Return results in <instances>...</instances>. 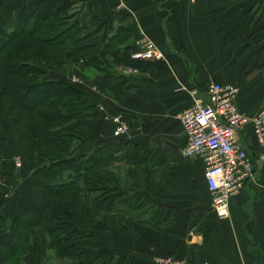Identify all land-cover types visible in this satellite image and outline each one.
Segmentation results:
<instances>
[{
    "label": "crops",
    "instance_id": "crops-1",
    "mask_svg": "<svg viewBox=\"0 0 264 264\" xmlns=\"http://www.w3.org/2000/svg\"><path fill=\"white\" fill-rule=\"evenodd\" d=\"M73 7L72 14L86 9L83 20L95 25L78 46H104L111 59L104 70L111 78L89 65L90 151L109 146L119 154L128 147L129 156H147L148 165L131 169L135 187L127 184L123 190L152 198L159 221L167 223L135 224L133 233L113 227L106 250L133 264H159L169 253L187 264H264L263 147L249 127L241 131L257 175L231 197L229 218H219L210 207L205 159L181 153L187 135L178 116L193 102L191 89L205 98L210 82L239 87L237 104L248 114L264 102V0H0V15L14 29L23 19ZM146 37L162 57L141 70L125 65L124 53L138 52ZM116 116L128 124L127 135H114ZM82 145L79 151L87 153ZM21 160L19 169L10 160L0 163V237L29 204L45 206L41 190L31 187L27 161ZM44 211V224L26 234L23 257L15 254L3 264L51 263L52 209Z\"/></svg>",
    "mask_w": 264,
    "mask_h": 264
},
{
    "label": "trees",
    "instance_id": "trees-1",
    "mask_svg": "<svg viewBox=\"0 0 264 264\" xmlns=\"http://www.w3.org/2000/svg\"><path fill=\"white\" fill-rule=\"evenodd\" d=\"M60 12L58 9L48 16L37 14L32 19H23L0 47L1 117L6 133H11L24 151L31 187L41 190L45 202L44 207L29 204L11 220L8 231L0 237V264L19 252L21 240L30 229L44 224L45 208L52 209L47 242L61 259H71L70 264H94L103 256L97 251L96 232L109 227L96 219L97 208L105 201L102 196L110 190L106 186L111 180L107 171L110 158L115 160L119 154L109 146L98 148L89 156L79 152L77 143L86 139L70 131L66 121L90 108L91 103L81 90L51 72L54 63L60 61L58 47L67 49L73 44L72 54L90 52L85 55V62L102 71L107 65L104 60L107 50L104 46H78L92 35L88 31L83 34L86 26L82 18L74 19V14L66 16ZM57 23L62 28L50 35V27ZM20 39L27 43H21ZM32 44L37 47L33 48ZM32 56L37 58V63L30 62ZM130 56L129 50L122 56L125 65L139 70L150 65L149 61H138ZM39 61L48 62L52 67L46 63L42 66ZM60 99L73 100L57 103ZM5 141L0 125V144ZM1 152L0 148V156ZM128 152L126 147L120 157L131 158ZM117 198H110L111 207L116 205ZM66 202L79 206L80 212L61 209ZM119 227L131 230L129 225ZM122 264L133 263L124 257Z\"/></svg>",
    "mask_w": 264,
    "mask_h": 264
},
{
    "label": "built area",
    "instance_id": "built-area-1",
    "mask_svg": "<svg viewBox=\"0 0 264 264\" xmlns=\"http://www.w3.org/2000/svg\"><path fill=\"white\" fill-rule=\"evenodd\" d=\"M141 49L134 52L132 59L155 61L163 53L149 38L140 41ZM239 87L227 83L210 82L205 89V98L198 96L199 89H191L192 104L179 113L186 144L181 153L186 156H202L205 159V181L212 195L214 212L219 218H229L230 199L257 175L254 158L239 135L250 128L253 137L264 150V102L253 114L241 110L237 104ZM116 124L114 135H127L128 124L120 117L111 118ZM264 161V153L261 154ZM17 168L22 160L15 157ZM166 264H187L178 257L168 258ZM204 264H210L204 261Z\"/></svg>",
    "mask_w": 264,
    "mask_h": 264
},
{
    "label": "rangeland",
    "instance_id": "rangeland-1",
    "mask_svg": "<svg viewBox=\"0 0 264 264\" xmlns=\"http://www.w3.org/2000/svg\"><path fill=\"white\" fill-rule=\"evenodd\" d=\"M76 8H70L68 10H66V8H63L61 10V14L62 15H66V16H71L73 11ZM79 11V10H78ZM1 14V13H0ZM78 14L80 13H75L74 17H76ZM88 16V12L86 9H83L81 14L78 15V17L76 18H82ZM82 15V16H81ZM72 17V18H74ZM75 18V19H76ZM3 17H1L0 15V47L3 46L4 42L6 41V37L9 33H12L14 31L13 29V25L7 24V23H3L2 22ZM84 24H85V29L83 31V34L86 33V31L91 30L93 27L95 28V25L91 22L89 23L88 18L83 20ZM88 21V22H87ZM71 22V21H69ZM71 24V23H69ZM90 24V25H89ZM62 27L59 25V23L57 24H52V27H50V35L53 34H57V31H60ZM77 29V28H76ZM24 38V37H23ZM21 43L22 41H25L24 43H27L25 39H20ZM33 48L37 47L35 46V44H32ZM75 45H70L68 46L67 49L63 48V47H58V49L61 51V53L59 54V64H55L53 65V71L51 72V74L56 77V78H62L65 79L69 85H72V87H76L79 90H81L84 94V97L89 98V94H90V78L92 73H89L90 67L89 64L87 62H85L86 59V54L88 55L90 52H87L85 55H81L79 53H73L72 50H74ZM69 51L71 53H69ZM48 52V51H47ZM75 52V51H74ZM106 57L104 58L105 61H107L109 63V61L111 62V59L109 58V56L106 54ZM57 58V57H56ZM34 59V60H33ZM37 58H35L34 56H32V58L30 59L31 61H35L36 63L38 62L36 60ZM109 60V61H108ZM48 67H52V65H50V63L45 62ZM45 63H42L39 61V64H41L42 66L45 65ZM47 67V68H48ZM98 74L103 75L104 77H110L111 76L106 72V71H97ZM90 79V80H89ZM9 99V98H8ZM11 100L12 97L10 98ZM8 101H11V100ZM73 99H60L57 103L63 102V101H72ZM86 106V105H85ZM65 108H63L64 110ZM90 111V108L88 107L87 109L85 108V110L76 115L74 118H69L66 123L68 128L70 129V131H74L76 133H79L82 137H84L86 140L78 142V146L81 145V143H84V145H82L84 147V149L86 150L87 153H81V154H85V155H90L91 151H90V146H89V139L90 137V130H89V124H88V112ZM2 114L0 111V125L2 127V131L3 133L6 135V141L4 143L0 144V148L2 150L1 152V156H0V163H2L1 165H3L4 162H7L8 160L13 162V165L16 166V161H15V157H19L20 159L22 158L24 161L25 159V154L24 151L22 150L21 147L18 146L16 139H14L13 135L11 133H6L5 127H4V120H2ZM87 121V122H86ZM86 143V144H85ZM79 150V148H78ZM80 152V151H79ZM121 153H119V156L117 159L113 160V158H110V166H108L107 171L108 176L110 177L111 180H109V183H106L108 185V188H110V190H108L105 195L102 196V198H104V202L103 204L97 208V216L96 219L97 220H101V224H104L105 226L107 225L109 228L107 230L104 231H99L96 232V237H97V245H98V253L102 254V258L94 264H99V263H103V260H106L107 254L110 256V258L107 259L106 262L109 263H113V264H122V259L120 257H118L116 255V253L113 251L112 254L110 253V251L106 250L105 247V242H106V236L108 234L111 233V230L113 227L116 228H120V224H125V225H129V227L131 228V230H129L130 232H134L136 225L135 224H143L145 226L148 225H159L160 228L167 225L166 220H164V218L161 219V221H159V218L157 217V211L158 208L155 207V204L152 200V198L150 197H146V195L144 193H141L139 191H132V192H127L125 190H123L125 187H127L128 185L134 186L135 184L134 179L136 178V175L134 173L133 170L131 169H135V168H142L145 167V165H148V157H140L137 158L136 156H131V158H121L120 157ZM130 157V156H128ZM4 161V162H3ZM27 161V160H26ZM28 161H27V165H28ZM1 169V168H0ZM3 169V167H2ZM19 169V168H17ZM5 170V168L3 169ZM5 172H7V170H5ZM2 172L0 170V181L3 179L2 177ZM128 184V185H127ZM197 184V182H196ZM195 184V185H196ZM135 187V186H134ZM115 197L117 198V203L116 205H112V207L110 206V198L111 197ZM212 204V201H211ZM210 204V207H211ZM61 209H63L64 211L66 209H72L73 212L78 213L80 212V207L73 205V203L71 202H66L64 203L62 206H60ZM213 209V208H212ZM62 210V211H63ZM116 214L114 216H110L111 214ZM116 216V218H115ZM110 232V233H108ZM25 238L21 240V244H20V249L19 252H17L16 257H23L22 254L25 252L26 250V243H25ZM50 251L48 252L47 255H49V257L52 259L50 264H70L71 263V259L66 258V259H61L60 256H58L55 252L54 248H50ZM106 251L108 253H106ZM108 256V257H109ZM176 258L177 256L174 254H167L165 256H162V258H159L157 260V263L159 264H166L163 263L164 260L168 259V258ZM179 258V257H178ZM17 260H15V262H13V264H16ZM20 262H18L17 264H19Z\"/></svg>",
    "mask_w": 264,
    "mask_h": 264
}]
</instances>
